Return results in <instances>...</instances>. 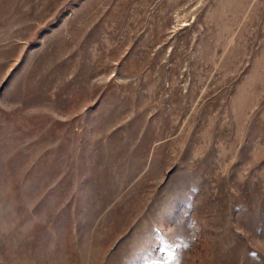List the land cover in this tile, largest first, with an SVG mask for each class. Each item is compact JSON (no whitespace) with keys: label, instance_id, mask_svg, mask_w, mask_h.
<instances>
[{"label":"rangeland","instance_id":"374dc122","mask_svg":"<svg viewBox=\"0 0 264 264\" xmlns=\"http://www.w3.org/2000/svg\"><path fill=\"white\" fill-rule=\"evenodd\" d=\"M0 264H264V0H0Z\"/></svg>","mask_w":264,"mask_h":264}]
</instances>
